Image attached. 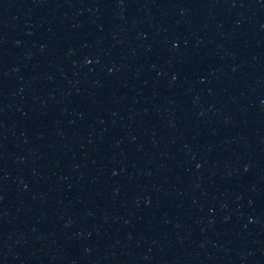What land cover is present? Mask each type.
Masks as SVG:
<instances>
[{
    "label": "water",
    "instance_id": "obj_1",
    "mask_svg": "<svg viewBox=\"0 0 264 264\" xmlns=\"http://www.w3.org/2000/svg\"><path fill=\"white\" fill-rule=\"evenodd\" d=\"M119 0H0V264H86Z\"/></svg>",
    "mask_w": 264,
    "mask_h": 264
}]
</instances>
